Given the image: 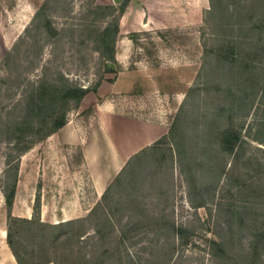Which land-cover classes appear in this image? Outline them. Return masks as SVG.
Masks as SVG:
<instances>
[{"label":"rangeland","instance_id":"obj_1","mask_svg":"<svg viewBox=\"0 0 264 264\" xmlns=\"http://www.w3.org/2000/svg\"><path fill=\"white\" fill-rule=\"evenodd\" d=\"M44 1L0 0V80L9 78L13 82L23 70L22 80H35L45 60L51 58L53 42L45 44L39 56L38 48L31 51L32 56L25 51L19 56L13 51L11 71L4 61ZM155 1L150 9L158 12L156 17H161L167 5L175 18L166 28L151 24L141 32L123 35L133 42L128 70L135 84L120 99L127 101V111L133 114L149 120L164 118L169 131L189 88L201 80L202 100L206 98L203 107L216 99L230 102L235 94L238 100L234 111L222 121L228 124L233 117L234 126L242 129L247 143L241 159L227 156L228 173L209 190L207 204L195 207L187 182L173 166L165 139L144 156L151 165H146V182L136 189L138 207H142L139 224L125 216L133 211L125 207L128 209H123L122 218L117 216L121 220L111 226L100 214L90 213L102 202L106 189L94 192L93 181L78 166L81 156L77 152H65L61 145L50 147L44 139L35 144L42 145L38 150L24 157L34 145L21 153L17 162L8 164V154L13 153L14 158L19 149L0 137V264H18L7 242L9 227L25 264H264V0H216V8L210 0ZM94 2L119 4L115 0H66L67 10L59 17L54 13L59 27L72 24L75 31L74 35L61 33L56 43L60 57L52 65L63 69L71 81L91 89L102 77H117L121 70L115 64L116 72H107L96 49L99 45L92 40L94 36L88 37L90 30L111 21L92 15L89 7ZM139 8L147 10L148 5ZM184 10L190 22L181 24ZM235 46L242 59L257 64L259 72V78L243 80L240 88L235 87V65L219 63L216 55V51L235 52ZM255 82L258 84L254 90ZM13 85L8 95L7 85L0 82V108L21 96L22 87L15 82ZM79 107L69 111L68 121L76 117ZM118 174L110 176L107 187ZM242 181L247 185H241ZM14 187L9 207L5 193ZM199 190L194 193L197 200ZM74 196L83 202L80 210L84 214L74 218L81 221L57 229L49 227L61 223L64 216L57 217V213L75 211L74 207H61L70 204ZM174 226L184 227L182 237L174 233Z\"/></svg>","mask_w":264,"mask_h":264},{"label":"trees","instance_id":"obj_2","mask_svg":"<svg viewBox=\"0 0 264 264\" xmlns=\"http://www.w3.org/2000/svg\"><path fill=\"white\" fill-rule=\"evenodd\" d=\"M129 1L122 0L118 5H102L94 2L89 7L95 18L111 19L105 26L90 30L88 36L89 38L94 36L92 40L99 45L96 49L104 59L107 72H116L111 63L117 64L115 45L120 32V20L126 12ZM210 2L213 7H217L216 0H210ZM65 10H67L66 0H45L34 13L31 23L26 26L25 34L21 36L13 49L5 54V64H7V69L11 71L12 66L10 64L14 62L12 61L14 58L13 51H16L19 56L22 51L32 56L31 51L33 52L34 49L38 48L40 53L37 56H39L45 44L49 42L54 44L53 49H51V58L45 60L42 73L37 79L29 80L26 77V80H22V75L26 72L23 70L17 73L13 82L9 78L0 80V82L7 85V88H5L7 93L13 89L14 82L22 87L19 99H14L15 102L12 103H5L0 108V137H6L8 139L7 143L14 146L13 149H19L14 158L13 153L8 154L10 158L8 164L17 162L21 157V153L24 154L37 142L47 139L65 126L69 111L78 108L86 94L90 90L97 91L101 82L105 79L102 77L92 89L82 87L71 81L65 71L57 67V64L55 65L56 68L52 66L54 62L56 63V58L60 57V52L57 51L59 47L56 43L59 37L63 35L61 33L69 32L74 35L75 31L72 24L63 23L59 27L55 21L54 13L57 12L56 16L59 17L60 13ZM259 22L264 21L261 22L259 19ZM236 47L235 52L225 54L222 51H216V55L219 63L226 62L232 64V66L235 65V87L240 88L243 85V80L246 81L251 78L255 81L259 78V72L257 64L242 59L238 55L239 52H236ZM219 63L216 64L217 68ZM17 65L20 69L21 63ZM201 84H204L202 80L196 86L189 88L168 133L153 144L135 153L127 161L121 172L106 188L102 196V202L92 208L90 213L100 214L107 224L113 226L116 223L115 220H121L123 209L130 207V209L133 208V211L126 213L125 216L130 217L131 223L138 225L139 210L142 207H138L140 203L136 189L146 182L147 175L144 173L146 165L150 164V160H145L144 156L150 149L165 143V139L168 140L166 143L171 148L173 166L178 168L189 186L191 202L195 207L207 204L205 196L209 190L215 187L221 176L228 173L227 156L232 155L237 161L240 160L247 142L242 129L234 126L233 117H231L228 124H224L222 121V117L234 111L236 100H238V98L235 100V94L231 95L230 102L224 103L216 99L213 104L203 107L206 98L202 100ZM257 84L255 82L254 90L257 88ZM3 86L1 85V88ZM228 89L231 90L229 86ZM254 90L253 92H255ZM229 92L232 93L233 91ZM203 108L205 109L203 110ZM128 168L130 170L126 172ZM244 184H246V181L241 182V185ZM197 189H200L198 191L200 194L199 200L194 198ZM14 196L15 187L5 193L9 207L13 204ZM117 216L120 218L117 219ZM31 220L26 219L30 223ZM79 221L81 220L72 219L58 224H50L49 227L57 229L74 225ZM183 232L184 227L174 226V233L179 238L182 237ZM7 242L18 264H25L16 248L14 231L10 227L7 231ZM212 243L218 244L216 241H212ZM119 262H123L122 257L119 258Z\"/></svg>","mask_w":264,"mask_h":264},{"label":"crops","instance_id":"obj_3","mask_svg":"<svg viewBox=\"0 0 264 264\" xmlns=\"http://www.w3.org/2000/svg\"><path fill=\"white\" fill-rule=\"evenodd\" d=\"M141 4L148 5L147 10L139 8ZM152 4H156V1L131 0L120 20V32L115 45V58L118 62L116 65L121 67L118 76L105 78L97 93L89 92L84 97L76 117L71 118L65 126L45 141L50 147L61 145L65 152L74 151L81 156L78 166L82 167L93 181L95 193H102L110 181V176L118 174L135 153L153 144L168 132V123L166 124L164 118L149 120L133 114L127 111L129 110L127 101L122 102L120 99L121 96L130 93L135 84L131 71L128 70L133 42L128 36L122 38L123 35L141 32L151 24L166 28L172 26L175 18L167 5L159 14L161 17H156L158 12L150 9ZM188 22L190 17H186L184 10L181 24ZM41 146L35 145L24 157ZM82 203L79 196L77 198L74 196L70 204L66 203L61 207H74L75 211H62V214L60 212L56 214L57 217L64 216L61 222L79 218L84 214V211L80 210L83 209Z\"/></svg>","mask_w":264,"mask_h":264},{"label":"water","instance_id":"obj_4","mask_svg":"<svg viewBox=\"0 0 264 264\" xmlns=\"http://www.w3.org/2000/svg\"><path fill=\"white\" fill-rule=\"evenodd\" d=\"M117 3H120L122 0H115ZM115 64L111 63V66H114Z\"/></svg>","mask_w":264,"mask_h":264}]
</instances>
